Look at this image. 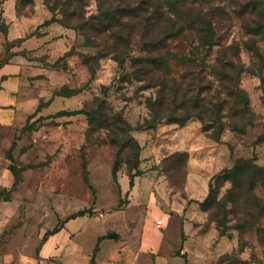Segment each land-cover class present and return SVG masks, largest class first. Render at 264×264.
I'll return each instance as SVG.
<instances>
[{
	"label": "rangeland",
	"instance_id": "rangeland-1",
	"mask_svg": "<svg viewBox=\"0 0 264 264\" xmlns=\"http://www.w3.org/2000/svg\"><path fill=\"white\" fill-rule=\"evenodd\" d=\"M169 2L0 0V85L27 104L0 122V264L128 208L264 264V0Z\"/></svg>",
	"mask_w": 264,
	"mask_h": 264
},
{
	"label": "crops",
	"instance_id": "crops-1",
	"mask_svg": "<svg viewBox=\"0 0 264 264\" xmlns=\"http://www.w3.org/2000/svg\"><path fill=\"white\" fill-rule=\"evenodd\" d=\"M3 75V74H1ZM15 77L7 76L0 88V122L12 123L17 112L25 111L27 104L18 97L19 85ZM9 108V109H7ZM11 108V109H10ZM30 110V109H29ZM13 114H11V113ZM15 113L18 115L16 116ZM159 213H136L131 209L116 212V228H109L105 221H89L77 216L68 219L56 231H46L40 245L33 250L31 257L14 258L16 264H210L195 254L186 240L180 239V233L164 222L156 226ZM131 224V226H130ZM114 227V226H113ZM124 227V229H123ZM132 228V231L127 228ZM94 232L92 247L86 250L74 242L82 238V231ZM109 229H116V231ZM124 231V233H120ZM169 233V236L166 235ZM174 234V235H173ZM224 240H220L218 250H223ZM213 255L212 252H208ZM219 256V252L217 253ZM211 259V257H210Z\"/></svg>",
	"mask_w": 264,
	"mask_h": 264
},
{
	"label": "trees",
	"instance_id": "trees-1",
	"mask_svg": "<svg viewBox=\"0 0 264 264\" xmlns=\"http://www.w3.org/2000/svg\"><path fill=\"white\" fill-rule=\"evenodd\" d=\"M180 3V0H170V2H169V5L171 6V7H174V6H176V5H178ZM130 187H133V185H132V181H131V185H130ZM84 213H82V214H79V215H77V216H82ZM56 231V230H55Z\"/></svg>",
	"mask_w": 264,
	"mask_h": 264
},
{
	"label": "built area",
	"instance_id": "built-area-1",
	"mask_svg": "<svg viewBox=\"0 0 264 264\" xmlns=\"http://www.w3.org/2000/svg\"><path fill=\"white\" fill-rule=\"evenodd\" d=\"M161 224H162L161 221H159V220L156 221V226L159 227V226H161Z\"/></svg>",
	"mask_w": 264,
	"mask_h": 264
}]
</instances>
